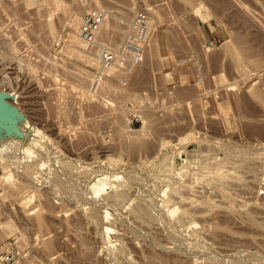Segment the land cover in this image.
<instances>
[{
  "label": "rangeland",
  "instance_id": "374dc122",
  "mask_svg": "<svg viewBox=\"0 0 264 264\" xmlns=\"http://www.w3.org/2000/svg\"><path fill=\"white\" fill-rule=\"evenodd\" d=\"M0 91V264H264V0H0Z\"/></svg>",
  "mask_w": 264,
  "mask_h": 264
},
{
  "label": "bare ground",
  "instance_id": "6f19581e",
  "mask_svg": "<svg viewBox=\"0 0 264 264\" xmlns=\"http://www.w3.org/2000/svg\"><path fill=\"white\" fill-rule=\"evenodd\" d=\"M108 15V14H107ZM107 17V16H106ZM109 17V16H108ZM149 18V17H148ZM105 20V22H106V18L104 19ZM104 20H103V22H104ZM105 22H104V24H105ZM138 23V22H137ZM83 25V24H82ZM103 25V24H102ZM134 25V24H133ZM138 25V24H137ZM131 26V25H130ZM102 27V26H101ZM103 27H104V25H103ZM102 27V28H103ZM132 27V26H131ZM138 27V26H137ZM137 27H135V28H137ZM151 27V26H150ZM76 37V36H75ZM82 37V36H81ZM83 38V37H82ZM79 39V38H78ZM80 40V39H79ZM84 40V39H83ZM85 41V40H84ZM87 41V40H86ZM123 43V42H122ZM125 43V42H124ZM121 45H124V44H121ZM106 46V45H105ZM115 47H117V46H115ZM111 49V48H110ZM117 49V48H116ZM116 49H115V51H116ZM112 50V49H111ZM99 55V54H98ZM5 97H8V95H7V92L5 93V92H3V91H0V144L2 143V142H5V140L4 139H6V136H4L6 133V131H12L13 129H16L15 131L17 132H19L20 130L19 129H21V125L19 124V121H25V119H26V122L28 121L27 120V118L25 117V116H23L22 115V113L21 114H17L18 113V111L19 110H17L15 107H13L8 101H6L5 100ZM26 124V123H25ZM29 123H27V125H28ZM30 126H31V124H29ZM23 128H25V125H24V127ZM32 133L31 134H37V133H41V131L38 129V128H36V127H34V126H32ZM28 129V128H27ZM29 129H30V127H29ZM22 130V132H23V129H21ZM14 131V130H13ZM25 131H27V130H25ZM24 131V132H25ZM13 133V132H12ZM10 134V133H9ZM14 134V133H13ZM31 134H30V137H28V140L26 141V143H25V149H26V152L29 154L28 156H29V159L28 160H26V161H21L22 163H18L19 165H18V167H17V169H18V172H20V174H21V176H23L24 178H25V180L27 181V182H29L30 184H31V182H32V184H33V182H34V184L36 185V183H38V181L40 180V171H41V169H40V167H41V165H44L43 164V161L42 160H44V159H41L40 157V155H38L37 153H35L34 152V147H33V145H37L38 146V144H36V140H33L32 139V137H31ZM6 135H8V134H6ZM18 135V134H17ZM16 135V136H17ZM8 137V136H7ZM13 137V136H12ZM6 140H8L7 142L9 143H11V141H10V137L8 138V139H6ZM12 140V139H11ZM16 140V139H15ZM2 141V142H1ZM13 141V140H12ZM18 141V140H17ZM14 143L15 142H12L11 144L12 145H6L5 147L7 148V151L8 150H12V148L13 147H17V144L18 143H20V142H17V144L16 145H14ZM2 144H6V143H2ZM11 146H13V147H11ZM36 149V148H35ZM6 151V152H7ZM10 151H8V153L10 152ZM36 152H37V150H35ZM195 151V150H194ZM197 151V150H196ZM199 152V151H198ZM206 152V151H205ZM193 153H195L196 154V152H190V154L192 155ZM208 153V152H207ZM246 153V152H245ZM35 154H37V155H35ZM199 154V153H198ZM203 154H205V153H203ZM223 154H225V153H223ZM228 154H229V152H228ZM249 154V153H248ZM248 154H247V156H248ZM262 154V153H261ZM190 155V156H191ZM212 155V154H211ZM215 155V153L212 155L213 157H214V159H217L218 160V158L216 157L217 156V152H216V156H214ZM244 155H246V154H244ZM256 155V153L253 155V156H255ZM1 156H2V154H1ZM196 156V155H195ZM200 156V158H201V154L199 155ZM205 156V155H204ZM203 156V157H204ZM250 156H251V153H250ZM257 156H259V155H257ZM257 156H256V158H257ZM5 157V156H4ZM193 157V156H192ZM216 157V158H215ZM218 157H220L219 155H218ZM227 156H225V158H226ZM246 157V156H245ZM260 157V156H259ZM224 157H222L221 156V158L220 159H223ZM224 158V159H225ZM204 159V158H203ZM212 159V158H211ZM259 159V158H258ZM262 159V158H261ZM5 160V159H4ZM3 159H2V161H4ZM208 160H210V159H208ZM217 160H215V161H217ZM8 161V160H7ZM7 161L4 163L3 162V167H4V169L5 170H7L8 172L10 171V166L12 165V164H10L9 162L7 163ZM195 161V160H194ZM207 161V160H206ZM227 161H229L228 159H227ZM186 162V161H185ZM196 162H201V160L200 161H197L196 160ZM195 162V163H196ZM204 162V161H203ZM210 162V161H209ZM217 162H219L220 164L222 163V161H217ZM16 163V162H15ZM190 164V163H189ZM201 164V163H200ZM217 164V163H216ZM215 164V165H216ZM219 164V165H220ZM184 165H185V163H184ZM183 164H182V166H184ZM193 165V164H192ZM227 165H228V162H227ZM230 165H232V164H230ZM182 166H180L181 168H182ZM190 166V165H189ZM208 166V165H207ZM212 166H214V164L213 165H211V168H214V167H212ZM229 166V165H228ZM235 166V165H234ZM186 167V166H185ZM195 167V166H194ZM196 167H197V165H196ZM200 167V166H199ZM201 167H202V165H201ZM204 167H206L205 165H204ZM227 167V166H226ZM15 168V167H14ZM191 168V167H190ZM207 168V167H206ZM205 168V169H206ZM221 169H222V172L224 173V171H223V167L221 166L220 167ZM220 168H218V165H217V167L216 168H214V169H211V170H214L213 172H214V174H216L217 172H219L218 174L220 175L222 172H221V169ZM237 168H239V167H237ZM39 169H40V171H39ZM183 169H184V167H183ZM197 169V168H196ZM204 169V168H203ZM216 169H218V170H216ZM220 169V170H219ZM191 170H192V168H191ZM210 170V169H209ZM227 170H228V172H229V175H231V174H233L234 173V170L233 171H231L230 169H228V167H227ZM227 170L225 171L226 173H224L225 175L227 174ZM179 171H181L180 173H182V170H179ZM184 171V170H183ZM199 171V170H198ZM205 171V170H204ZM232 173H231V172ZM186 172H187V170H186ZM195 172V171H194ZM193 172V173H194ZM202 172V171H201ZM236 172V171H235ZM184 173V172H183ZM182 173V174H183ZM204 173V172H203ZM211 173V172H210ZM231 173V174H230ZM239 173V172H238ZM196 174V173H195ZM205 174V173H204ZM218 174H216L217 176H218ZM98 175V174H97ZM116 175V174H115ZM193 175L194 174H192V177H193ZM197 175V174H196ZM211 175V174H210ZM224 175V176H225ZM239 176H241L242 177V175H240V174H238ZM186 176H187V174H186ZM195 176V175H194ZM212 176V175H211ZM215 176V175H214ZM217 176H215V177H217ZM223 176V175H222ZM222 176L220 175V180L222 181ZM223 176V177H224ZM235 176L236 175H234V177L233 176H231L232 178H234L235 179V181H237L236 179H238V176H236L237 178H235ZM215 177H213V179L214 180H216L215 179ZM227 177H228V180H229V176H228V174H227ZM227 177L225 178L224 177V181L225 180H227ZM230 177V178H231ZM243 177H245V176H243ZM191 178V177H190ZM197 178H199L198 177V175H197ZM108 179H110V177L109 176H95V179H94V183H92L93 184V194L95 195V194H98V193H100L101 191H103V189H104V187L107 185V181H108ZM201 179V178H200ZM203 179H204V177H203ZM202 179V180H203ZM219 179H217L216 181H218ZM192 179H190V181H191ZM206 180V179H205ZM204 180V181H205ZM198 181V180H197ZM215 181V182H216ZM224 181H222V182H224ZM230 181V180H229ZM243 181V180H242ZM92 182V181H91ZM222 182H217L216 184H218V186H217V188L219 187V188H222L221 190L222 191H225V190H223L224 189V186L226 187V185L225 184H228V182L227 181H225L224 182V184L221 186V184L220 183H222ZM227 182V183H226ZM239 182V181H238ZM237 182V183H238ZM245 182V181H244ZM196 183V182H195ZM198 183V182H197ZM210 183V182H209ZM212 183H213V181H212ZM230 183V182H229ZM241 183L242 182H240V185H241ZM214 184V183H213ZM219 184H220V186H219ZM174 186V185H173ZM216 186V185H215ZM37 187V186H36ZM174 188V187H173ZM107 189V188H106ZM226 189V188H225ZM105 190V189H104ZM220 190V191H221ZM105 192V191H104ZM173 192V191H172ZM174 194V193H173ZM173 194L171 193V197L173 196ZM178 194V193H177ZM175 195L176 194H174V196H173V198H175ZM95 196H98V195H95ZM118 196H120V194L118 195ZM177 196V195H176ZM224 196V195H223ZM170 197V198H171ZM119 198V197H118ZM121 198V197H120ZM177 198H179L180 199V197H177ZM172 200H174V199H172ZM189 202V201H188ZM194 202V201H193ZM175 205V204H174ZM245 208V207H244ZM172 209V208H171ZM146 210H147V208H144V207H139L135 212H136V214H138V215H140V214H146ZM180 210V209H179ZM170 211V210H169ZM181 211V210H180ZM178 212V208L176 207V208H174V209H172L171 210V214H176ZM111 213V212H110ZM179 213V212H178ZM107 214V213H106ZM109 215H111V214H109V211H108V215H106L108 218H109ZM171 216H173V215H171ZM175 216V215H174ZM249 216H254V215H249ZM107 218V219H108ZM173 218V217H172ZM254 218V217H253ZM253 218H252V220H253ZM197 226V224L196 223H194V224H192V226L191 227H196ZM108 227H111V226H108ZM107 227V228H108ZM190 227V226H189ZM111 229V228H110ZM189 231V230H188ZM192 231V230H191ZM113 232V231H112ZM115 233V232H114ZM110 243V242H109ZM109 245V244H108ZM113 245V244H112ZM107 246V245H106ZM114 247V246H113ZM109 248V247H108ZM110 250V249H109ZM104 251V250H103ZM111 252V251H110Z\"/></svg>",
  "mask_w": 264,
  "mask_h": 264
},
{
  "label": "built area",
  "instance_id": "2783aa9c",
  "mask_svg": "<svg viewBox=\"0 0 264 264\" xmlns=\"http://www.w3.org/2000/svg\"><path fill=\"white\" fill-rule=\"evenodd\" d=\"M99 28V19L92 18L90 17L89 21H85L82 26L81 33L83 34V37L89 41L94 42L96 38V34ZM100 29V28H99ZM81 34V35H82ZM140 47L135 49L134 57H133V62H136L141 59V50L139 51ZM139 51V52H138ZM111 59L110 53L107 52L104 55V60L107 62ZM7 261L10 260V256H7Z\"/></svg>",
  "mask_w": 264,
  "mask_h": 264
}]
</instances>
